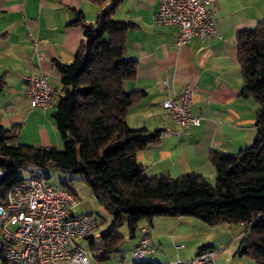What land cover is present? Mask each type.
Wrapping results in <instances>:
<instances>
[{"label":"crops","instance_id":"obj_1","mask_svg":"<svg viewBox=\"0 0 264 264\" xmlns=\"http://www.w3.org/2000/svg\"><path fill=\"white\" fill-rule=\"evenodd\" d=\"M111 2L0 0V79L4 81L0 124L17 126L15 143L62 148L54 119L62 95V75L55 61L71 63L74 59L84 37L83 25L75 23L79 12L86 23H94L101 9ZM216 6L219 35L206 40L194 36L184 46L176 44V26L154 24L158 0H121L113 15L115 20L130 24L126 55L137 61L136 76L125 84L127 91L138 94L127 112V121L135 129L161 132L156 143L137 153L150 177L197 174L215 184L211 153L235 155L256 136L258 105L240 93L243 79L237 33L256 27L264 18V0H217ZM34 41L38 42L41 60ZM31 73L46 74L54 88L53 103L46 109L30 104L24 76ZM187 85L197 90L193 112L202 120L199 126L177 136L173 134L176 124L162 102L168 95L180 94ZM206 225L194 217H156L150 225L155 253L136 259L129 252L133 262H127L126 255L121 258L128 264L140 260L185 264L193 262L199 247L209 245L217 251L211 264H257L240 254L243 225ZM144 226L146 222L140 224V228ZM139 238V230L129 238L133 250ZM0 261L10 264L2 260L1 252Z\"/></svg>","mask_w":264,"mask_h":264},{"label":"trees","instance_id":"obj_2","mask_svg":"<svg viewBox=\"0 0 264 264\" xmlns=\"http://www.w3.org/2000/svg\"><path fill=\"white\" fill-rule=\"evenodd\" d=\"M93 1L102 5L106 0ZM120 1L112 0L102 8L94 23H86L79 12L75 23L83 25L84 37L74 59L55 61L62 75V95L54 119L63 147L15 143L17 126L0 124V200L26 179L21 171L28 165L55 167L80 176L112 218L99 243L93 236L88 238L98 261L113 260L121 253L126 238L119 229L125 223L130 238L140 232L142 222L150 228L156 217H194L211 227L252 222L241 237L245 247L240 254L264 264V18L256 27L237 33L240 93L258 105L253 142L235 155L211 153L215 184L197 174L150 177L137 153L156 143L161 132L135 129L127 121L138 94L127 91L125 84L136 76L137 61L126 55L130 24L113 18ZM3 89L0 79V93ZM75 181L72 177L61 185L73 191ZM0 246L2 260L9 263L2 241ZM207 249L211 246L199 247L198 254ZM135 264L160 263L140 260Z\"/></svg>","mask_w":264,"mask_h":264},{"label":"built area","instance_id":"obj_3","mask_svg":"<svg viewBox=\"0 0 264 264\" xmlns=\"http://www.w3.org/2000/svg\"><path fill=\"white\" fill-rule=\"evenodd\" d=\"M216 1L158 0L154 24L176 26V44L179 46L186 45L194 36L202 40L216 37L219 35ZM28 27L31 28V24ZM34 48L41 60L37 41H34ZM24 80L33 108L46 109L52 105L55 91L46 74H27ZM196 91L194 86L187 85L180 94L168 95L162 102V107L176 124L173 134L177 136L201 123L202 118L193 112ZM79 196L75 187L71 191L62 185L54 186L39 175L9 188L0 200V235L5 246V260L10 264H128L123 258L98 261L92 251L78 244L79 240L93 236L105 223L104 217L91 212L73 214L75 207L88 201ZM250 224H243L240 237ZM154 253L150 228L144 226L132 256L143 259ZM216 253L215 249L203 250L193 264H211Z\"/></svg>","mask_w":264,"mask_h":264},{"label":"rangeland","instance_id":"obj_4","mask_svg":"<svg viewBox=\"0 0 264 264\" xmlns=\"http://www.w3.org/2000/svg\"><path fill=\"white\" fill-rule=\"evenodd\" d=\"M63 147V145H62ZM24 178L29 179L33 175H39L41 177H44V179L51 185L54 186H60L61 182L65 179H71L72 177L76 179L74 183V187L77 191H79L80 196L83 198H88V201L84 203H80L77 207L73 209L74 215H79L85 212H92L95 215H100L105 218V223L98 229V231L93 235L94 242L99 243L101 241L100 234L104 231H106L111 222L112 218L106 213V211L97 203L96 199L93 198V195H90L91 189L88 187V185L85 183L84 180L81 179V177H78L77 175H73L70 172H64L61 171L55 167H48L45 169H40L37 167H34L32 165H28L26 170L21 171ZM81 185V186H80ZM78 186H80L78 188ZM84 190V191H83ZM84 195V196H83ZM207 226V225H206ZM209 228V227H208ZM119 232L126 236L127 241L123 245L121 253L116 254L113 256V259H120L123 256H127V262H133L135 259H132L129 252L132 253V239L128 238L129 229L128 225L125 223L120 229ZM207 233V232H206ZM205 233H202L204 235ZM0 241H1V235H0ZM78 244L82 246L86 250H90V241L88 239L86 240H79ZM135 263V262H134ZM1 264V261H0Z\"/></svg>","mask_w":264,"mask_h":264},{"label":"water","instance_id":"obj_5","mask_svg":"<svg viewBox=\"0 0 264 264\" xmlns=\"http://www.w3.org/2000/svg\"><path fill=\"white\" fill-rule=\"evenodd\" d=\"M81 164L83 165V162H82V161H81ZM244 247H245V246H244V245H242V247H241V250H243V249H244Z\"/></svg>","mask_w":264,"mask_h":264}]
</instances>
